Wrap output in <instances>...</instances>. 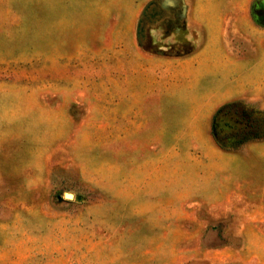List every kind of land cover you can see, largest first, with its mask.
<instances>
[{
    "label": "rangeland",
    "instance_id": "374dc122",
    "mask_svg": "<svg viewBox=\"0 0 264 264\" xmlns=\"http://www.w3.org/2000/svg\"><path fill=\"white\" fill-rule=\"evenodd\" d=\"M263 40L264 0H0V264H264Z\"/></svg>",
    "mask_w": 264,
    "mask_h": 264
},
{
    "label": "crops",
    "instance_id": "0c3cea01",
    "mask_svg": "<svg viewBox=\"0 0 264 264\" xmlns=\"http://www.w3.org/2000/svg\"><path fill=\"white\" fill-rule=\"evenodd\" d=\"M259 34H260V33H259ZM257 47H258V48L254 49V50H256V52H257L256 55H255V53H253V52L248 53L246 56L243 55L244 57L240 58L239 61L241 62V60L244 61V60H246L247 58H253L254 56L257 57V54H258L261 50H264V40L261 41V43H260L259 46H257ZM200 56H201V55L198 54V53H197L196 55L194 54V55H193V61H192V62H191V61H190V62H187V65H186L187 68L190 69L191 66L194 67L196 64L199 65V64H200V61H199V59H200L199 57H200ZM195 58H196V60H197V63H196V61H195ZM254 58H255V57H254ZM254 58H253V59H254ZM237 62H238V61H237ZM230 63H231V62H230ZM233 63L236 65L235 62H232V64H233ZM181 72H183V71H181Z\"/></svg>",
    "mask_w": 264,
    "mask_h": 264
},
{
    "label": "flooded vegetation",
    "instance_id": "af4514ba",
    "mask_svg": "<svg viewBox=\"0 0 264 264\" xmlns=\"http://www.w3.org/2000/svg\"><path fill=\"white\" fill-rule=\"evenodd\" d=\"M233 127H234V126H233ZM233 127H232V128H233ZM244 132H246V129H244Z\"/></svg>",
    "mask_w": 264,
    "mask_h": 264
},
{
    "label": "water",
    "instance_id": "95a60500",
    "mask_svg": "<svg viewBox=\"0 0 264 264\" xmlns=\"http://www.w3.org/2000/svg\"><path fill=\"white\" fill-rule=\"evenodd\" d=\"M79 199H81V197H79Z\"/></svg>",
    "mask_w": 264,
    "mask_h": 264
}]
</instances>
